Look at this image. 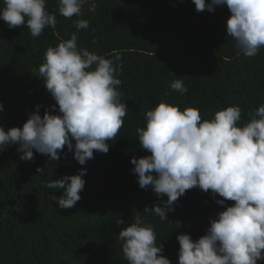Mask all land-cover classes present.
I'll return each instance as SVG.
<instances>
[{
    "label": "trees",
    "instance_id": "trees-1",
    "mask_svg": "<svg viewBox=\"0 0 264 264\" xmlns=\"http://www.w3.org/2000/svg\"><path fill=\"white\" fill-rule=\"evenodd\" d=\"M57 8V0H47L58 23L36 38L27 26L12 29L0 20V126L22 128L37 105L41 116L46 110L59 114L38 69L49 46L77 31L76 19L89 21V28L78 33V45L122 67L119 91L129 110L109 151H94L85 165L67 146L58 161L35 150L34 161L21 160L19 145L0 152V264H128L118 238L121 229L133 222L135 212L160 202L150 186H139L131 163L133 157L151 154L140 147L136 131L145 126L146 112L163 99L181 110L198 107L202 119H211L217 110L235 104L242 109L241 123L246 122L248 113L264 103V48L255 57L239 52L227 33V5L197 12L193 0H86L80 16L71 19ZM177 77L188 92L166 96ZM38 167L44 169L42 175ZM82 169L87 171L81 200L72 209H60L51 196H60L61 190L48 189L46 183ZM218 199L222 197H213L211 190L194 187L175 202L169 221L143 214L172 264H179V234L198 240L210 220L234 204L219 205Z\"/></svg>",
    "mask_w": 264,
    "mask_h": 264
},
{
    "label": "clouds",
    "instance_id": "clouds-1",
    "mask_svg": "<svg viewBox=\"0 0 264 264\" xmlns=\"http://www.w3.org/2000/svg\"><path fill=\"white\" fill-rule=\"evenodd\" d=\"M85 2L57 0V11L67 19L79 17ZM193 3L197 12L227 5L231 13L227 33L244 56L255 57L264 48V0ZM0 20L12 29L27 26L33 38L41 36L45 28L55 29L58 23L56 14L47 10V0H3ZM73 23L77 31L49 46L38 69L59 114L46 110L41 116L42 106L37 105L22 128L6 131L0 126V152L19 145L21 160L34 161L35 150L58 161L67 146L79 164L85 165L94 158V151L106 154L109 141L123 127L129 109L119 91L122 67L114 59L80 47L78 33L89 28V21L76 19ZM169 89L166 96L188 92L178 77L169 82ZM3 108L0 103V111ZM248 117L241 123L242 109L233 104L217 110L211 119H202L198 107L181 110L179 104L163 99L146 112L145 126L136 131L140 147L151 154L133 157L131 163L139 186H150L160 202L135 212L133 222L121 229L118 238L128 264H172L162 254L163 244L157 245L154 225L143 214L169 221L175 202L194 187L222 197L216 200L219 205L234 204L211 219L206 234L198 240L190 234L177 236L179 264H257L264 260V103ZM86 171L46 183L48 189L61 190L60 196H51L60 209H72L81 200ZM37 172L42 175L44 169L38 167Z\"/></svg>",
    "mask_w": 264,
    "mask_h": 264
}]
</instances>
